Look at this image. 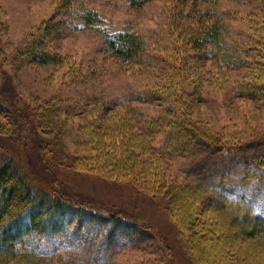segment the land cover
Segmentation results:
<instances>
[{
	"label": "rangeland",
	"instance_id": "1",
	"mask_svg": "<svg viewBox=\"0 0 264 264\" xmlns=\"http://www.w3.org/2000/svg\"><path fill=\"white\" fill-rule=\"evenodd\" d=\"M64 2L0 0V51L5 61L0 93L13 99L19 110L36 104L47 106L54 97L62 100L48 123L40 125L52 148L51 165L42 162L32 137H28L29 141L23 138L30 134L27 128L16 132L21 140L0 132V151L19 159L44 182L50 181L89 202L97 211L123 215L134 229L122 231L106 245L97 234L83 231L77 239L52 238L42 244L44 255L35 264H264V254L240 235L242 220L236 218L232 224L225 211L221 217L217 214L213 224L207 221L212 212L204 206L196 211L200 225L196 228L205 232L197 240L202 249L192 241L194 247L190 250L191 240L177 234L167 215L164 194H154L157 189H153L151 181H142L144 176L137 178V168L133 173L121 172L115 165L122 157L120 152L129 148L136 162L141 157L151 160L176 185L216 184L223 175L234 178L233 191H244L242 184L236 183L242 173L243 155H230L226 163L210 154L209 148L191 149L186 154L167 153L162 148L170 131L167 124L181 113L182 100L199 127L219 138L244 141L264 134V101L237 94L239 83L255 70L218 68L186 40L188 34L216 18L222 23V36L228 45L256 44L250 54L263 51L264 0H151L141 7L127 0H70V6L63 9ZM84 9L97 11L101 21L83 27L80 14ZM176 14L178 20L174 19ZM127 29L135 30L144 40V50L130 63L119 59L108 45L111 33ZM47 30L52 31L43 37L47 51L64 58L57 67L32 62L22 55L27 44ZM179 62L183 63L182 71L178 69ZM153 90L159 94L155 99L142 100L144 93ZM95 95L134 109L136 118L132 120L122 108L105 113L101 119L104 128L117 130L115 121H129L132 126L125 128L130 134L126 146L117 142L120 136L97 132L100 128L90 119L93 114L88 117L77 113ZM70 106L75 112L67 114ZM150 118H159L164 124L162 130L146 136L141 130L147 131L146 119ZM8 123L9 127L15 126L0 115V124L8 127ZM261 154L263 149L257 156ZM256 172L246 192L255 185L252 191L255 190L258 207L264 203V177L258 186ZM213 244L215 249H211Z\"/></svg>",
	"mask_w": 264,
	"mask_h": 264
},
{
	"label": "trees",
	"instance_id": "2",
	"mask_svg": "<svg viewBox=\"0 0 264 264\" xmlns=\"http://www.w3.org/2000/svg\"><path fill=\"white\" fill-rule=\"evenodd\" d=\"M127 1L132 6L141 7L151 0ZM64 4L62 5L63 9L68 8L71 2L65 0ZM80 17L83 20V27H89L101 21L98 12L91 9H84ZM178 18L176 14L174 19L178 20ZM51 32L50 30L42 31L39 38H34L27 44L22 55L28 57L32 62L42 65L55 67L62 65L64 58L59 55H51L45 46L43 37H47ZM187 36L186 40L191 48L205 53L204 58L215 62L218 68L255 70L247 79L239 83L237 94L245 99L264 101V50L257 51V54H250L256 50V44L228 45L222 36V23L216 18ZM108 45L112 52L126 63L135 62L136 57L144 50L142 36L130 29L111 33L108 38ZM1 55L0 51V75L5 65ZM19 55L20 53H17V57ZM178 69L183 70V63L179 62ZM5 95L0 93V115L7 117L12 123L11 125L15 126L9 127L10 123L7 124L8 127L0 124V132L16 136L21 140L22 137L16 132L27 128L26 133L29 132L30 134H26L23 138L29 141L31 139L28 137H32L42 162L51 165L50 152H52V148L49 147V142L46 143V131L44 132L40 125L48 123L51 114L55 112L62 100L54 97L47 106L36 104L27 110H19L16 103H13V99ZM158 95V91L155 90L146 92L142 100L151 101ZM181 104V113L172 118L169 125L167 124L170 131L167 133L168 137L162 149L167 153L186 154L191 149L209 148L210 154H216L217 158H223L226 163L230 161V158L227 160L230 155L239 158L243 155L245 158L244 161H241L243 164L242 173L236 183L239 184L240 182L244 191L240 193L233 191L234 186L232 187L231 183L234 178L228 179L223 175L220 176L222 179L216 184L184 182L176 185L173 181H169L168 175L161 172L158 166H153L151 160L141 157L140 162H136L137 158L134 157V154L128 153L127 149L129 148H124L123 153L118 149L122 157L115 162V165L121 172L133 173L134 168H137V172H139L135 175L137 178H140L141 175L144 176L141 177L142 181H151L153 189H157V191H153L154 194H164L167 198V215L173 221L177 234L181 238L188 236L191 240V242H187L191 246L190 250L194 247L192 241L200 250L202 249L197 240H200L205 232L196 228L198 224L196 211L204 206L211 210L212 213L207 216V221H211L213 224L216 222V217L218 215L221 217L225 211H228L227 217L232 220V224L235 223L236 218L242 220L240 235L245 241H250L252 248L258 250L260 254H264V209L263 211L260 209V206L264 208V203L256 206L254 199L256 193L255 190L252 191L256 188L255 185L251 191L249 190V193L246 192L249 189L247 185L251 183L255 171H257L256 174L258 173L257 184L262 182L260 180H263L264 177V154L257 156L260 149L264 151V134L259 135V137L252 136L244 141L224 140L201 129L198 123L189 116L183 100ZM83 108L77 113L88 117L93 114L90 119L97 128H100L97 132L104 133L106 131L107 134L116 135V138L120 136L117 142L122 147L126 146L130 134L125 128H130L129 121H115L117 130L115 127L104 128L101 119L105 113H109L115 108H122L131 114V120L132 117L133 119L136 118L134 117V109L129 104H111L103 100L102 97L95 95L89 97ZM66 110L67 114L75 112L71 106L67 107ZM65 120L67 117L63 121ZM146 120L147 131L141 130V134L153 135L162 130L164 123L159 118ZM97 137H99L98 134ZM108 167L113 169L114 166ZM208 200H213V202L206 204L205 202ZM102 229L103 231H101ZM131 229H134V225L123 215L97 211L89 202L77 199L61 190L59 186L52 185L50 181L44 182L42 178H38L30 172L19 159L0 151V263L35 264L42 257L41 255H44L41 249L42 244L52 238L77 239L81 238L83 231L89 234H97L98 238L106 245L111 242L115 235ZM211 246V249H215L214 244ZM209 247L207 246V248ZM138 264H166V262L144 261Z\"/></svg>",
	"mask_w": 264,
	"mask_h": 264
}]
</instances>
